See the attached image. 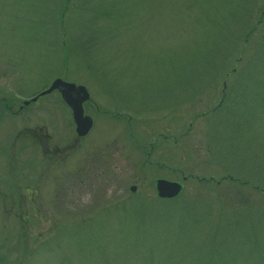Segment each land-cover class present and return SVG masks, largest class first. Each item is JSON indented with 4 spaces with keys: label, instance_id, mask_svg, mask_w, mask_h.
Returning <instances> with one entry per match:
<instances>
[{
    "label": "rangeland",
    "instance_id": "obj_1",
    "mask_svg": "<svg viewBox=\"0 0 264 264\" xmlns=\"http://www.w3.org/2000/svg\"><path fill=\"white\" fill-rule=\"evenodd\" d=\"M2 97L0 264H264V0H0Z\"/></svg>",
    "mask_w": 264,
    "mask_h": 264
},
{
    "label": "water",
    "instance_id": "obj_2",
    "mask_svg": "<svg viewBox=\"0 0 264 264\" xmlns=\"http://www.w3.org/2000/svg\"><path fill=\"white\" fill-rule=\"evenodd\" d=\"M57 90L64 101L70 108L72 118L75 124V132L78 137L85 136L93 125L91 116L84 113L83 103L89 99V92L84 85L75 84L64 80L60 77L55 78L50 86L41 91L39 95ZM36 97L32 98L35 100ZM28 101H25L27 104ZM182 183L176 180H167L158 178L155 182L157 195L160 198L171 199L179 195L182 191ZM130 190L134 191L135 186L132 185Z\"/></svg>",
    "mask_w": 264,
    "mask_h": 264
},
{
    "label": "flooded vegetation",
    "instance_id": "obj_3",
    "mask_svg": "<svg viewBox=\"0 0 264 264\" xmlns=\"http://www.w3.org/2000/svg\"><path fill=\"white\" fill-rule=\"evenodd\" d=\"M2 100V101H1ZM0 104L2 105V107H4V109H3V111H6V110H9V111H11L12 110V107H11V105H10V103H9V101H8V99H6L5 97H2V99H0ZM1 105H0V107H1ZM4 105V106H3ZM29 104H27V105H24V104H20L19 106H18V110H22V108L23 107H26V106H28ZM39 131H42V128H39ZM45 132V131H44ZM38 136L37 137V139L39 140V141H42V135L41 134H38V132H37V130H36V134H35V136ZM50 142V141H49ZM7 201H8V199H7ZM13 203V202H12ZM12 206H13V204H12ZM19 206V205H18ZM0 208H1V210H2V212H1V215L2 216H4V215H11V210H12V207L9 205V203L8 202H1L0 203Z\"/></svg>",
    "mask_w": 264,
    "mask_h": 264
}]
</instances>
